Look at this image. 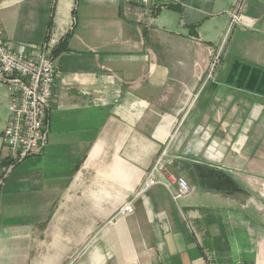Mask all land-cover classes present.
<instances>
[{
    "label": "crops",
    "instance_id": "crops-1",
    "mask_svg": "<svg viewBox=\"0 0 264 264\" xmlns=\"http://www.w3.org/2000/svg\"><path fill=\"white\" fill-rule=\"evenodd\" d=\"M155 1L0 0L2 38H52L58 69L43 150L0 185V264H264V0ZM161 155L189 193H137Z\"/></svg>",
    "mask_w": 264,
    "mask_h": 264
},
{
    "label": "built area",
    "instance_id": "built-area-1",
    "mask_svg": "<svg viewBox=\"0 0 264 264\" xmlns=\"http://www.w3.org/2000/svg\"><path fill=\"white\" fill-rule=\"evenodd\" d=\"M126 3L139 5L144 13L151 14L156 8L155 0H124ZM236 14L226 28L224 38L214 51L210 53L207 64L208 77L216 69L227 32ZM0 26V83L6 84L9 90V101L6 105L7 122L0 133L1 143L7 151L5 163L0 173V185L14 165L31 154H39L45 145L48 125L46 115L52 97L58 69L52 53L54 40L50 37L40 44L19 43L13 45L1 36ZM161 171L166 174L168 185L177 184V191L172 194L176 198L190 192V187L182 175H176L165 168L162 155L159 156L143 181L137 193L157 183L154 174ZM131 201L123 203L120 213H131ZM205 264H237L225 262H207Z\"/></svg>",
    "mask_w": 264,
    "mask_h": 264
},
{
    "label": "rangeland",
    "instance_id": "rangeland-1",
    "mask_svg": "<svg viewBox=\"0 0 264 264\" xmlns=\"http://www.w3.org/2000/svg\"><path fill=\"white\" fill-rule=\"evenodd\" d=\"M177 175V174H176ZM179 175V174H178ZM184 177V176H183ZM186 180V179H185Z\"/></svg>",
    "mask_w": 264,
    "mask_h": 264
}]
</instances>
